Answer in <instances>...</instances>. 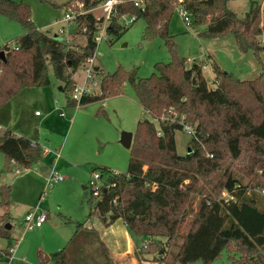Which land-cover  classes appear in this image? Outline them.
Segmentation results:
<instances>
[{
  "label": "trees",
  "instance_id": "trees-1",
  "mask_svg": "<svg viewBox=\"0 0 264 264\" xmlns=\"http://www.w3.org/2000/svg\"><path fill=\"white\" fill-rule=\"evenodd\" d=\"M77 1L84 3L85 9L99 2L68 0L60 6ZM229 1L184 0L183 6L192 15V26H207L200 36L218 38L231 33L242 52H253L262 63L261 4H253L240 17L228 7ZM177 3L146 0L142 9L125 1L117 5L107 27L108 36L117 39L128 28L119 20L122 15L144 19V37L164 38L172 60L157 62L148 77L139 76L136 69L119 68L113 73L95 69L101 74V91L84 93L80 105L117 95L128 81L152 119L139 120L125 173L92 166L93 172L100 171L105 186L98 195L91 187H83L91 190L89 217L97 215L105 226L121 218L133 235L147 238L148 243L139 248L142 260L211 264L227 252L228 264H264V70L254 78L241 79L215 63V86L209 87L203 65H188V59L180 56L170 41L169 23ZM0 13L27 29L16 39L17 48L7 44L0 48L6 50V58H0V109L25 88L49 85L50 66L62 82L68 106H76L71 98L74 73L95 55L96 17L91 12L78 16V23L86 28V42L72 45L39 30L26 3L0 0ZM181 121L194 125L198 136L191 138L185 154L177 152L175 139L176 131L182 130ZM0 152L9 162L30 168L42 160L44 148L7 129L0 139ZM10 188L0 186L4 210L0 238L8 240L0 255L8 262L15 240ZM223 190L233 198H223ZM74 224L75 232L67 244L51 254L54 264H114L100 232L86 221ZM177 245L176 251L168 249Z\"/></svg>",
  "mask_w": 264,
  "mask_h": 264
},
{
  "label": "rangeland",
  "instance_id": "rangeland-1",
  "mask_svg": "<svg viewBox=\"0 0 264 264\" xmlns=\"http://www.w3.org/2000/svg\"><path fill=\"white\" fill-rule=\"evenodd\" d=\"M16 1L29 5L31 18L39 30L54 35L64 43L83 45L86 42L81 31L75 33L79 29L74 22L67 24L60 21L66 12V7L60 5L68 0ZM256 3H261V0H230L228 7L240 17H244ZM262 16L264 22V6ZM62 26H66L65 32H61ZM145 27V20L138 19L119 38L105 35L98 40L94 68L99 67L104 73H113L119 68L128 71L136 69L139 76L148 77L155 72L157 62L171 61L172 55L166 40L160 36L146 39ZM206 27L188 25L177 10L169 23L170 41L177 47L178 54L188 59V65L194 63L203 65V73L209 87L215 86V63L224 71L231 72L241 79L254 78L264 70V53L261 63L253 52H242L237 45L236 37L231 33L218 38L200 36L199 33ZM26 30L19 22L0 13V48L5 44L12 47ZM72 33L78 34L75 36L76 39H73ZM75 41L77 43H73ZM49 77V85L35 86L27 92L25 90L23 94H18L12 104L0 114V121L7 122L5 127L2 126L0 136L7 129H14L15 124L26 132L27 121L32 122L30 127L37 126L34 122L40 121L42 117L35 116V110L41 112L43 116L51 114V125L56 124L59 130L71 128L67 132V138L60 133L61 131L52 134L45 128L33 134V140L38 141L46 149L45 157L30 168L9 162L0 152V186L11 187L9 197L12 205L11 234L15 238L11 261L2 259L0 264H54L51 254L67 244L75 232L74 223L86 221L87 226H92L98 217L97 215L89 217L92 207L91 190L83 188L85 185L90 187V179L93 177L92 166L104 165L113 171L125 173L131 152L130 148H126L120 142L122 132L135 133L139 120L152 119L151 114L138 102L134 88L128 81L121 85L119 95L111 96L102 102L68 106L67 94L60 90L62 82L57 79L52 66L49 67ZM85 77V67L80 66L74 73L77 81L75 86L82 84ZM100 79L101 74L93 72V78L88 80L87 91L99 93ZM62 111H65V116H60L59 112ZM56 117H61L67 122L66 128L64 124L61 127L55 122ZM175 139L177 152L185 154L191 136L184 130H177ZM52 153H59L60 156L50 164ZM54 173L62 175L63 180H56ZM197 196L199 200L200 195ZM221 196L229 198L225 190ZM1 200L0 190V202ZM36 207L38 211H45L48 219L42 227L29 230L25 226V217ZM3 212L0 206V214ZM136 236L140 241L145 238ZM178 245L168 249L176 251ZM7 246L8 240L0 238V249ZM227 256V252H224L221 258L211 264L227 263ZM174 264L182 263L177 261ZM189 264L204 263L198 260Z\"/></svg>",
  "mask_w": 264,
  "mask_h": 264
},
{
  "label": "built area",
  "instance_id": "built-area-1",
  "mask_svg": "<svg viewBox=\"0 0 264 264\" xmlns=\"http://www.w3.org/2000/svg\"><path fill=\"white\" fill-rule=\"evenodd\" d=\"M125 1H132L135 6L140 7L142 9L145 8L146 0H99L96 6L89 8V9H85L84 3L77 1L75 5H70L65 8L66 12L64 16L60 19V21L66 22L67 24L74 22L79 29L77 31H81L82 33H84L86 31V28L80 26V24L77 21V18L79 15L91 12L98 21L97 22V32L95 35V41L98 42V40L103 38L105 35H108L107 27L111 23L112 18L116 15L117 5ZM183 2L184 0H178L175 10H177V12L179 13V15L181 16L184 22H186L188 25H191L192 15L187 9L184 8ZM260 4H261V7L264 6V0H261ZM119 20L124 27H129L135 22L136 16L125 14V15H122L119 18ZM65 27L62 26L61 32H65ZM12 48H17V46L14 44ZM94 62H95V55L89 57L82 65L85 67L86 77L84 81L82 82V84L80 85L77 84L75 86V89L71 93V98L74 99L77 103L76 106H80V100H81L82 95L88 92L87 91L88 80L93 78V72H95ZM36 114H40V112L37 111ZM181 122H182V130L187 132L191 136V138L198 139L196 128L194 127V125L183 122V121ZM33 144H36V142L33 141ZM57 155L58 157L60 156L59 153H57ZM114 172L116 174L119 173L117 171H114ZM53 175L56 180H63L62 175H57L55 173ZM92 175L93 177L90 179L89 185L93 189L94 194L98 195L100 190L105 186V181L100 171H95L92 173ZM227 194L229 198H226L224 196L223 198L225 199L233 198V196H231L228 192ZM47 219H48L47 213L43 210L38 211L36 207L35 209L27 213L25 217V226L29 230L39 228L47 221ZM147 243H148V239L145 238L142 246H145ZM14 248H15V244H13L12 247L9 249V255H8L9 261H11L14 255Z\"/></svg>",
  "mask_w": 264,
  "mask_h": 264
},
{
  "label": "crops",
  "instance_id": "crops-1",
  "mask_svg": "<svg viewBox=\"0 0 264 264\" xmlns=\"http://www.w3.org/2000/svg\"><path fill=\"white\" fill-rule=\"evenodd\" d=\"M77 32L78 31H76L75 33H77ZM75 33H72V36L74 37L73 39H76L75 36H78V34H75ZM77 39H79V38H77ZM73 43H77V42L75 41ZM84 44H85V42H84ZM76 83H77V81H76ZM31 88H33V87L25 88L22 91H20L18 94H23V92H25V90L27 92ZM60 90H63L62 85L60 86ZM92 93H95V92H92ZM120 93H121V90H120ZM18 94H16L10 101H8L0 109V114L2 113V111L5 108H7L8 106H10L12 104L14 98L16 96H18ZM119 94H117V95H119ZM114 96H116V95H114ZM107 98H109V97H107ZM107 98H105L104 100H106ZM104 100H102V101H104ZM57 110H60V109H57ZM37 111L38 110H35L34 115L37 117H42V119H40V121L34 122V124H37V126H34V128L30 127V124L32 122L27 121L28 126L25 128V129H27V132L25 130H23L22 128H18L16 126V124L14 125V129H11V128H9V129L12 130L13 133L20 135V136H27L30 139H32V141H35V142H38V141L33 140L34 138H32L33 137L32 135L36 134L37 132H40L44 128L50 130L52 132V134H58L59 133L58 131H61L60 133L62 135H64L65 138H67V135H68L67 132H69L68 130H70L71 128L70 127H69L70 129L66 128L67 122L65 120H63V118H61V117H56V119L54 118L56 120L55 122L59 126L61 125V127H62V124H64L63 126H64V128H66V130H64V129L59 130V128H56L57 127L56 124L53 123V125H51L52 124V122L50 121L52 118L51 114H46L43 116V114L41 112H40V114H36ZM59 114H60V116L66 115L65 111L59 112ZM6 125H7V122L0 121V130L3 129V127H5ZM0 139H1V136H0ZM44 150H45V148H44ZM43 157H45V152L43 154ZM57 158H58L57 153L56 154L52 153L49 163L51 164L52 161L55 162V159H57ZM92 226H94L100 232L102 242L105 245V247L109 250L110 256H111L114 264H160L159 262H156V261L140 259L139 248L144 243L145 238L142 239V241H140L136 235H133L129 231L128 226L126 225L124 220H122L121 218L114 221L111 225L105 226L101 222L100 218L97 217L96 222H94V224ZM0 250H3V249H0ZM5 258H1V255H0V260L1 259L5 260ZM228 263H229V258L227 256V263H224V264H228Z\"/></svg>",
  "mask_w": 264,
  "mask_h": 264
},
{
  "label": "water",
  "instance_id": "water-1",
  "mask_svg": "<svg viewBox=\"0 0 264 264\" xmlns=\"http://www.w3.org/2000/svg\"><path fill=\"white\" fill-rule=\"evenodd\" d=\"M0 58L5 59L6 58V52L4 50H0ZM95 69H97V67H95ZM194 83H196L195 79H194ZM133 138H134V134L131 131H123L121 138H120V142L126 147V148H131L132 143H133ZM7 228L11 227V223H7L6 225Z\"/></svg>",
  "mask_w": 264,
  "mask_h": 264
}]
</instances>
